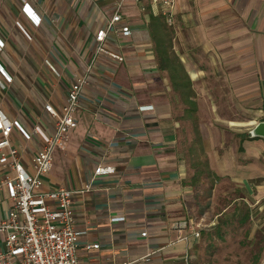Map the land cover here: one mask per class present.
Instances as JSON below:
<instances>
[{
    "label": "crops",
    "instance_id": "crops-1",
    "mask_svg": "<svg viewBox=\"0 0 264 264\" xmlns=\"http://www.w3.org/2000/svg\"><path fill=\"white\" fill-rule=\"evenodd\" d=\"M162 10L161 0H0V66L12 76L0 69V111L31 135L11 136L29 172L45 146L36 127L56 128L46 104L61 111L75 79L89 75L78 127L44 186L73 191L82 264H193L212 196L264 194V138L248 137L264 121V0H176L171 23ZM117 11L123 20L104 47L124 61L97 53V33ZM173 53L189 96L174 87ZM99 165L116 172L94 178ZM11 204L3 188L0 218Z\"/></svg>",
    "mask_w": 264,
    "mask_h": 264
},
{
    "label": "built area",
    "instance_id": "built-area-1",
    "mask_svg": "<svg viewBox=\"0 0 264 264\" xmlns=\"http://www.w3.org/2000/svg\"><path fill=\"white\" fill-rule=\"evenodd\" d=\"M161 2L162 13L171 23L176 0ZM25 10L30 17H37V24L41 23V19L29 4L25 5ZM122 20V14L117 11L108 25L98 31L97 53H105L118 61L125 60L123 55L104 47L109 32ZM22 29L30 36L24 28ZM121 30L127 36L132 34L128 25L122 26ZM3 47L4 44L0 41V50ZM0 67L9 80H12V76ZM88 78L89 75L86 74L75 79L61 111L52 104H46V111L56 119V128L53 134H48L41 127H36V131L45 141V146L34 156L33 172H29L21 164L19 149L11 139L15 128L20 129L27 138H31V135L18 121L10 120L0 111V165L7 168L0 178V190L7 188L12 202L7 216L0 218V264H82L78 239L84 232L76 226L73 191L65 187L46 190L44 186L52 171L57 149L65 144L71 131L78 127L76 114ZM115 172L116 167L113 165H99L94 172V178ZM90 188L91 183L87 186V189ZM121 219L124 217H112V221ZM195 236L199 237L200 231L195 232ZM99 247V243L85 245L87 250Z\"/></svg>",
    "mask_w": 264,
    "mask_h": 264
},
{
    "label": "rangeland",
    "instance_id": "rangeland-1",
    "mask_svg": "<svg viewBox=\"0 0 264 264\" xmlns=\"http://www.w3.org/2000/svg\"><path fill=\"white\" fill-rule=\"evenodd\" d=\"M215 195L208 202L214 208L203 221L207 225H201L193 264H264V194Z\"/></svg>",
    "mask_w": 264,
    "mask_h": 264
},
{
    "label": "trees",
    "instance_id": "trees-1",
    "mask_svg": "<svg viewBox=\"0 0 264 264\" xmlns=\"http://www.w3.org/2000/svg\"><path fill=\"white\" fill-rule=\"evenodd\" d=\"M167 47H170L167 45ZM173 58H172V64L175 66V70H174V74L177 75L179 81L178 83H176V85H174V87L178 90H182L183 91V95L184 96H189V91L191 89L192 83L189 77L188 72L185 70L184 65L182 64L181 60L176 58V55L173 53ZM169 60H167V64ZM188 104L191 105V108L194 109L196 107L195 102L188 100L187 101ZM250 136V134L248 135V137ZM252 139H256V138H252Z\"/></svg>",
    "mask_w": 264,
    "mask_h": 264
},
{
    "label": "water",
    "instance_id": "water-1",
    "mask_svg": "<svg viewBox=\"0 0 264 264\" xmlns=\"http://www.w3.org/2000/svg\"><path fill=\"white\" fill-rule=\"evenodd\" d=\"M250 135L252 138H264V121L258 122L251 130Z\"/></svg>",
    "mask_w": 264,
    "mask_h": 264
}]
</instances>
